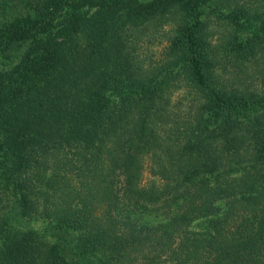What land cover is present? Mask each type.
<instances>
[{"label": "trees", "instance_id": "trees-1", "mask_svg": "<svg viewBox=\"0 0 264 264\" xmlns=\"http://www.w3.org/2000/svg\"><path fill=\"white\" fill-rule=\"evenodd\" d=\"M0 264H264V0H0Z\"/></svg>", "mask_w": 264, "mask_h": 264}]
</instances>
